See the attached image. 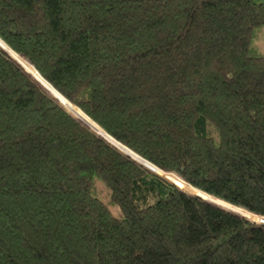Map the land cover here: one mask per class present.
Returning a JSON list of instances; mask_svg holds the SVG:
<instances>
[{
  "label": "trees",
  "instance_id": "16d2710c",
  "mask_svg": "<svg viewBox=\"0 0 264 264\" xmlns=\"http://www.w3.org/2000/svg\"><path fill=\"white\" fill-rule=\"evenodd\" d=\"M260 26L264 0H0L1 47L114 143L259 219L264 57L249 42ZM9 54L0 264H264V225L138 165Z\"/></svg>",
  "mask_w": 264,
  "mask_h": 264
},
{
  "label": "rangeland",
  "instance_id": "374dc122",
  "mask_svg": "<svg viewBox=\"0 0 264 264\" xmlns=\"http://www.w3.org/2000/svg\"><path fill=\"white\" fill-rule=\"evenodd\" d=\"M250 48L258 55L264 57V26H260L257 27L255 29L252 30L251 33V37H250ZM0 48L1 47V43H0ZM3 49V48H2ZM5 50V49H3ZM6 51V50H5ZM7 54H9L7 52ZM30 76L31 78H33L42 88V90L48 95L50 96L53 100H55L60 106L62 105L64 108L68 109L69 112H71L72 114H74V116H76L79 120L83 121L85 124H87L89 127H91L93 130L97 131L99 134L103 135L104 137H106L108 140H110L111 142H113L109 137H107L103 131L98 128L94 123H92L86 116H84L77 108H75L74 106H72L71 104H69L66 100H64L62 97H60L45 81H42V79L39 77V75L35 72V70L32 68V66L26 61L24 60L22 57L12 53L9 54ZM48 92V93H47ZM61 106V107H62ZM62 107V108H63ZM63 108V109H64ZM65 110V109H64ZM66 111V110H65ZM67 112V111H66ZM68 113V112H67ZM69 114V113H68ZM70 115V114H69ZM73 117V116H72ZM74 118V117H73ZM76 119V118H74ZM78 119H76L81 125H83L84 127H86L88 130H90L91 132H93L95 135H97L98 137H101L99 134H97L95 131H93L91 128H89L87 125H84L82 122H80ZM114 143V142H113ZM115 145H118L116 143H114ZM119 146V150H121L123 153L128 154L129 156H131L133 159H135L138 165H140L143 168H146L148 171L150 170L151 172L158 174L162 177H164L165 179H167L168 181L174 183L175 185L184 188L187 191H192L195 192L197 194H200L202 197L210 200V201H214L218 204H221L222 206L232 209L252 220H256V221H264L263 218L259 219V217L254 216L252 214H247L245 211L238 209V208H234L224 202H221L219 200H216L212 197H209L207 195H204L194 189H192L191 187H189L188 185H186L182 180H180L177 176H175L174 174L168 173V172H163L161 170H158L157 168L151 166L150 164L146 163L145 161L141 160L139 157H137L136 155H134L133 153L129 152L128 150H126L125 148H123L122 146ZM120 151V152H121ZM121 152V153H122ZM134 161V160H133ZM143 165V166H142ZM149 171V172H150ZM166 181V180H165ZM171 184V183H170ZM173 184V185H174ZM174 185V186H175ZM175 186V187H177ZM178 188V187H177ZM179 189V188H178ZM99 196L102 199L106 200V195L105 192L103 190H101L99 188L98 191ZM108 209L110 211V213L112 214L113 217L119 218L120 214H119V209L115 206V205H108ZM250 221V220H248ZM250 222H254L256 224H258L259 222H255V221H250Z\"/></svg>",
  "mask_w": 264,
  "mask_h": 264
},
{
  "label": "water",
  "instance_id": "95a60500",
  "mask_svg": "<svg viewBox=\"0 0 264 264\" xmlns=\"http://www.w3.org/2000/svg\"><path fill=\"white\" fill-rule=\"evenodd\" d=\"M4 54H6L7 55V53L4 51V50H2V49H0ZM8 56V55H7ZM9 57V56H8ZM100 138H102V139H104L105 141H107L109 144H111L113 147H115L116 149H118L119 150V146L118 145H115L113 142H111V141H109L107 138L105 139V137H100ZM127 156V155H126ZM164 172V171H163ZM152 173V172H151ZM154 174V173H153ZM156 175V174H155ZM169 183V182H168ZM173 185V184H172ZM189 194V193H188ZM189 195H192V194H189ZM193 196H196V197H198V198H200L199 196H197V195H193ZM201 200H203L202 198H200ZM203 201H205V200H203ZM206 202H208V201H206ZM208 203H210V202H208ZM210 204H212V205H214L213 203H210ZM215 206H217V205H215ZM262 218V217H261ZM264 219V218H263ZM258 224H261V225H264V222H259Z\"/></svg>",
  "mask_w": 264,
  "mask_h": 264
},
{
  "label": "bare ground",
  "instance_id": "6f19581e",
  "mask_svg": "<svg viewBox=\"0 0 264 264\" xmlns=\"http://www.w3.org/2000/svg\"><path fill=\"white\" fill-rule=\"evenodd\" d=\"M5 51V50H4ZM6 53H7V51H5ZM69 111V110H68ZM83 122V121H82ZM84 123V122H83ZM85 124V123H84ZM87 125V124H86ZM88 126V125H87ZM89 127V126H88ZM91 128V127H90ZM92 129V128H91ZM93 130V129H92ZM95 131V130H94ZM96 133H98L97 131H95ZM99 134V133H98ZM100 136H102V137H104L103 135H101V134H99ZM105 139H106V137H105ZM128 155V154H127ZM131 157V156H130ZM189 193H192V194H195V195H198V196H200L201 198H203V199H205V200H208V199H206V198H204V197H202L200 194H197V193H195V192H192V191H188ZM208 201H210V200H208ZM210 202H213V203H215V204H217V205H220V206H222L221 204H218V203H216V202H214V201H210ZM222 207H224V206H222ZM224 208H226V207H224ZM227 209H229V208H227ZM230 210H232V209H230ZM234 211V210H233ZM236 212V211H235ZM238 213V212H237ZM260 222H264V221H260Z\"/></svg>",
  "mask_w": 264,
  "mask_h": 264
}]
</instances>
